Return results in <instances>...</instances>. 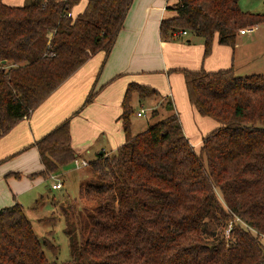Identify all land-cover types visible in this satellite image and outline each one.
I'll use <instances>...</instances> for the list:
<instances>
[{
  "label": "trees",
  "instance_id": "1",
  "mask_svg": "<svg viewBox=\"0 0 264 264\" xmlns=\"http://www.w3.org/2000/svg\"><path fill=\"white\" fill-rule=\"evenodd\" d=\"M11 1L0 0V138L87 59L109 54L133 0H86L79 11L81 0ZM261 22L264 13L243 11L238 0H167L159 36L190 32L206 57L214 41L234 47L240 29ZM176 70L196 112L217 126L195 150L172 101L128 83L118 116L123 142L87 163L94 181L79 194L97 210L61 264H264V73ZM96 93L31 144L43 165L31 176L57 175L78 156L70 120ZM151 97L162 108L150 117L161 116L133 132V102ZM45 249L55 253L56 245L35 233L21 203L0 207V264H57Z\"/></svg>",
  "mask_w": 264,
  "mask_h": 264
},
{
  "label": "crops",
  "instance_id": "2",
  "mask_svg": "<svg viewBox=\"0 0 264 264\" xmlns=\"http://www.w3.org/2000/svg\"><path fill=\"white\" fill-rule=\"evenodd\" d=\"M85 2L81 0L77 11ZM166 4L167 0H133L109 54L105 57L99 52L87 59L28 117L0 138V207L14 202L23 206L24 195L36 192L47 179L31 176L43 168L37 147L31 144L75 111L92 88L97 90L92 101L70 120L71 145L81 159L93 149L99 150L96 154H110L123 142L118 116L130 82L150 85L160 96L171 98L183 132L197 150L202 137L217 123L196 112L189 102L183 74L176 69L217 70L232 66L235 73L264 72V48L258 49L249 35L258 24L252 26V31L239 32L234 47L214 41L211 53L204 57L202 39L190 32L161 40L159 24ZM107 146L109 150L104 149ZM64 172L61 168L59 173Z\"/></svg>",
  "mask_w": 264,
  "mask_h": 264
},
{
  "label": "rangeland",
  "instance_id": "3",
  "mask_svg": "<svg viewBox=\"0 0 264 264\" xmlns=\"http://www.w3.org/2000/svg\"><path fill=\"white\" fill-rule=\"evenodd\" d=\"M238 2L243 11L264 13V0H238ZM249 35L254 38L258 49L264 48V22L259 23ZM250 73L242 70L236 72L237 75H247ZM159 102L160 99L158 97H151L144 102H140L148 110L141 116H137L134 113L132 116L133 132L144 130L148 126V123H152L161 116L160 114L156 117H150L149 115V110L153 107L162 108L159 106ZM140 103L138 101L133 102L135 112L140 110ZM160 110L163 111V109ZM172 110L175 111L173 105ZM98 148L100 149L101 147ZM104 149L109 150L108 146L107 148L104 147ZM96 151L99 150L93 149L92 153L84 155L83 159L88 163L95 157ZM62 169L65 172L57 174V179L50 177L45 179L42 185L37 187L36 192H33L31 195H24L22 200L25 214L31 221L35 233L41 239L47 237V239L56 245L55 253L48 249H45V252L48 259L55 261L57 264H61L71 258V243L73 240L79 242L82 236L79 227L81 228L83 221L96 212L98 206L96 200L82 197L79 194L80 185L94 181V175L90 167L88 165L75 167L74 164L70 163L62 167ZM54 180H59L63 183V186L52 188L51 184ZM34 199L36 200L35 202ZM67 226L70 228L67 229ZM262 244L264 246V239Z\"/></svg>",
  "mask_w": 264,
  "mask_h": 264
},
{
  "label": "built area",
  "instance_id": "4",
  "mask_svg": "<svg viewBox=\"0 0 264 264\" xmlns=\"http://www.w3.org/2000/svg\"><path fill=\"white\" fill-rule=\"evenodd\" d=\"M252 27L249 28H244V29H240L239 32L240 33H244L245 31H251ZM181 34H186V31H181ZM140 110L136 112L137 116H141L143 115L148 108L146 109V107H144L143 103H140ZM72 164H74L75 167H80V166H85L87 165V162L84 159H80L78 157H75L72 161ZM50 178L52 179H57V175L56 174H52L50 175ZM62 186V183L59 180H56L53 184H52V188H59ZM229 230V228L227 229V231Z\"/></svg>",
  "mask_w": 264,
  "mask_h": 264
}]
</instances>
